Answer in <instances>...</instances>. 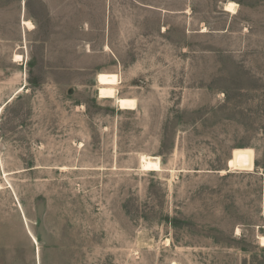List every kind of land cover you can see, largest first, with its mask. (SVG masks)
<instances>
[{
    "label": "rangeland",
    "instance_id": "1",
    "mask_svg": "<svg viewBox=\"0 0 264 264\" xmlns=\"http://www.w3.org/2000/svg\"><path fill=\"white\" fill-rule=\"evenodd\" d=\"M262 235L264 0H0V264H264Z\"/></svg>",
    "mask_w": 264,
    "mask_h": 264
},
{
    "label": "bare ground",
    "instance_id": "2",
    "mask_svg": "<svg viewBox=\"0 0 264 264\" xmlns=\"http://www.w3.org/2000/svg\"><path fill=\"white\" fill-rule=\"evenodd\" d=\"M236 9H237V4H235L234 2H228L225 5V10L229 13L236 12ZM23 23L27 28H34L33 23L30 21H23ZM21 59H22V56L16 54L14 61L17 62L18 60H21ZM98 96L100 99L114 100V102L116 103V105L118 106V108L120 110L135 111L138 108L137 99L120 96V92H119L118 88L113 87V86H99L98 87ZM2 108L3 107H1V109ZM233 157H234V159H231L228 162L229 168L231 170H235V169L236 170L240 169L243 171L244 170H248V171L252 170V168H253L252 158L253 157H252V153L250 151H245V150L237 151ZM140 167L142 170L147 171V172H162L163 171V166H162V162H161L160 157H155V156L142 155L140 157ZM32 238L35 241V242L33 241L34 244L37 245V249H38V253H39L40 249H39L38 241L34 236H32ZM258 239H259L260 245L262 247H264V235L259 236Z\"/></svg>",
    "mask_w": 264,
    "mask_h": 264
},
{
    "label": "water",
    "instance_id": "3",
    "mask_svg": "<svg viewBox=\"0 0 264 264\" xmlns=\"http://www.w3.org/2000/svg\"><path fill=\"white\" fill-rule=\"evenodd\" d=\"M72 93V91H70V94ZM30 236H31V238H32V235L30 234ZM33 239V238H32ZM33 241H34V239H33ZM35 242V241H34Z\"/></svg>",
    "mask_w": 264,
    "mask_h": 264
},
{
    "label": "crops",
    "instance_id": "4",
    "mask_svg": "<svg viewBox=\"0 0 264 264\" xmlns=\"http://www.w3.org/2000/svg\"><path fill=\"white\" fill-rule=\"evenodd\" d=\"M31 237V236H30ZM38 258H39V256H38ZM39 263H40V261H39Z\"/></svg>",
    "mask_w": 264,
    "mask_h": 264
}]
</instances>
